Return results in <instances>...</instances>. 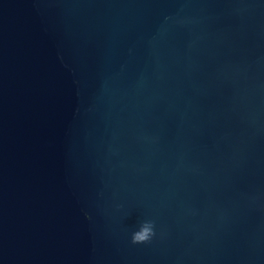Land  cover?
Returning a JSON list of instances; mask_svg holds the SVG:
<instances>
[{
    "label": "water",
    "instance_id": "1",
    "mask_svg": "<svg viewBox=\"0 0 264 264\" xmlns=\"http://www.w3.org/2000/svg\"><path fill=\"white\" fill-rule=\"evenodd\" d=\"M0 264H264V0H0Z\"/></svg>",
    "mask_w": 264,
    "mask_h": 264
},
{
    "label": "clouds",
    "instance_id": "2",
    "mask_svg": "<svg viewBox=\"0 0 264 264\" xmlns=\"http://www.w3.org/2000/svg\"><path fill=\"white\" fill-rule=\"evenodd\" d=\"M157 235L155 227H149L138 230L132 234V242L135 244H144L151 242Z\"/></svg>",
    "mask_w": 264,
    "mask_h": 264
}]
</instances>
